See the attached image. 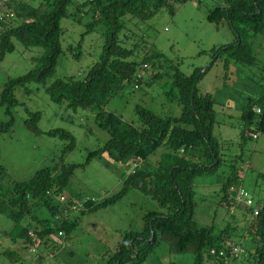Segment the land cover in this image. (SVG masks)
Segmentation results:
<instances>
[{"label": "rangeland", "instance_id": "obj_1", "mask_svg": "<svg viewBox=\"0 0 264 264\" xmlns=\"http://www.w3.org/2000/svg\"><path fill=\"white\" fill-rule=\"evenodd\" d=\"M21 1L32 6L41 2ZM84 1L72 0L67 6V14L60 20L62 52L53 73L43 83L16 85L12 90L14 103L10 105L6 99L2 101L6 84L36 68L44 48L25 46L13 40L14 50L0 59V122L8 121L10 116L13 118L10 130L0 133V163L12 181L28 180L44 167L57 166L59 170L61 165L75 164L68 184L58 195L52 196V202L68 207L75 205V208H67L65 213L70 219L77 220L66 238L49 235L48 241L56 246L50 256L41 244L29 246L19 239L12 241L8 233L14 223L0 214V264H33L39 253L45 254L44 264H105L115 253L125 232L143 230L146 213L164 211L150 195L131 188L115 203L81 213L86 200L97 203L118 193L122 180L133 165L131 160H120L106 151L89 159L90 152L102 150L108 139L107 132L96 123V107L72 108L67 101H52L46 91L55 79H82L99 60L105 26L97 23L91 29L87 28L96 17L90 3L82 5ZM222 5L224 0H187L176 5L173 14L160 8L146 21L124 15L118 39L122 46L132 49L133 54L128 59L140 60L145 53H160L161 57L154 64L146 62L140 69L143 73L141 86L134 88L133 81L125 83L108 99L103 109L120 115L135 126L140 124L135 113L137 105L161 117L179 116L181 105L176 97L169 99L165 94L174 72L173 66L186 76L195 68L203 71L212 62L213 50L234 40L225 21L218 26L207 21L208 13ZM251 41L255 64L229 60L225 67L222 57L207 68L198 83L199 89L211 93L214 99L213 134L221 143L222 160L215 172L197 175L193 179V219L197 228L211 227L213 234L226 233L229 244L241 243L243 251L235 257H225L224 264H257L249 255L257 244L250 240L248 232L253 227L251 214L242 211L245 207L241 202H229L240 188L249 192L252 208L264 200V182L258 177L264 171V132H259L255 139L251 136L245 143L240 141L241 113L247 101L264 94V33ZM29 112H39V133L30 131L24 124L30 117ZM55 129L70 133L73 144L70 146L68 138L47 133ZM164 151V146L157 149L148 162L154 165ZM232 165L238 167L239 177L224 194L222 185L229 177ZM1 184L3 189L10 187L9 182ZM60 196L65 202L59 201ZM70 200L75 203H69ZM33 212L38 218H50L44 209ZM30 248L36 250L32 252ZM193 263L191 253L170 252L167 243L159 240L141 263L129 261L124 264ZM201 264L219 262L204 255Z\"/></svg>", "mask_w": 264, "mask_h": 264}, {"label": "trees", "instance_id": "obj_2", "mask_svg": "<svg viewBox=\"0 0 264 264\" xmlns=\"http://www.w3.org/2000/svg\"><path fill=\"white\" fill-rule=\"evenodd\" d=\"M186 1L85 0L82 5L90 3L96 17L87 28L91 29L97 23L105 26L99 60L88 69L82 79H55L46 88L54 102L67 101L72 108L96 107V123L107 132L108 139L102 150L90 152L89 159L100 151H106L120 160H131L133 164L131 171L122 180V188L118 193L97 203L86 200L81 213L115 203L131 188L150 195L164 209L146 213L142 231L125 232L115 253L105 264H124L129 261L141 263L159 240L167 243L170 252L191 253L194 256L193 264H201L204 255L212 256L219 264H224V258L228 256L226 233L213 234L211 227L197 228L193 219V179L197 175L215 172L222 160L221 143L213 134L214 99L211 93L201 91L198 83L207 68L219 58L223 57L225 67L229 60L246 65L255 64L251 39L264 33V0H224V5L217 6L208 13L207 21L217 26L226 22L234 40L214 49L212 62L203 71L195 68L186 76L179 72L177 66H173L174 72L165 94L169 99L176 97L181 105L179 116L161 117L137 105L135 113L140 124L135 126L123 120L120 115L103 109L108 99L120 91L125 83L133 81L137 87L141 86L143 78L137 79V72L146 62L154 64L161 57L160 53H145L140 60H129L133 54L132 49L122 46L118 39L123 26L121 18L128 14L146 21L160 8L173 14L176 5ZM71 2L72 0H41L37 6H32L21 0L7 1L6 4L15 13V17L2 22L0 59L5 53L14 50L13 40L25 46H41L44 53L38 59L36 68L6 84L2 101L6 99L9 105L14 103L12 90L16 85L43 83L53 73L62 52L60 20L67 14V6ZM262 69L264 70V64ZM257 106L261 109L260 113L253 110ZM7 113L10 116L8 109ZM29 113L30 117L25 119L24 124L30 131L39 133V112ZM241 118V143H245L255 132H264V94L256 100L247 101ZM12 122V116L8 121L0 122V133L8 132ZM47 133L68 138L71 140L70 146L73 144L72 136L67 131L55 129ZM162 146L166 151L159 154L156 163L152 165L148 158ZM75 167V164L61 165L58 170L57 166H48L37 170L28 180L12 181L0 163V214L14 223L8 233L12 241L19 239L29 246L41 244L47 249V255L53 254L56 246L48 241L49 235L62 231V238H66L77 223V220L70 219L67 215L55 222L54 216L64 213L68 206L52 202V196L58 195L68 184ZM231 167L229 177L222 185L224 194L239 177L238 167ZM258 177L264 182V171ZM8 182L10 187L3 189L1 183ZM70 201L69 203H75L74 200ZM229 202L238 203L236 198ZM259 205L256 217L251 216L253 227L248 229L250 240L257 243L249 255L254 257L257 264H264V200ZM40 208L47 211L50 218H38L34 215L33 211ZM242 211L252 215L250 208ZM210 249H215L216 252L222 250L224 255L210 254ZM30 250L33 252L36 249ZM14 255L15 252L12 253ZM44 257L45 254H36V263L33 264H42Z\"/></svg>", "mask_w": 264, "mask_h": 264}, {"label": "built area", "instance_id": "obj_3", "mask_svg": "<svg viewBox=\"0 0 264 264\" xmlns=\"http://www.w3.org/2000/svg\"><path fill=\"white\" fill-rule=\"evenodd\" d=\"M8 0H0V31L2 29V22L3 21H9L11 20L12 18L15 17V13L8 7V5L6 4ZM144 66V64L142 65V67ZM143 77V73L138 71L137 74H136V78L137 79H142ZM135 87H137V84L135 82ZM253 110H255L256 113H260L261 112V109L260 107H253ZM259 134V132H255L252 137L255 139L257 138V135ZM236 201L238 203H242L244 205L245 208H250L252 210V218L256 217V215L258 214V209H259V206H256L254 208L251 207V205L253 204L252 202V199H251V196L249 194V192L247 190H245L244 188H240L238 190V193L236 195ZM59 201H62L65 202V199L63 196H60L59 197ZM71 205V204H70ZM70 208H75V205H71L69 206ZM68 207V208H69ZM64 216H66V213H62V214H56L54 216V221L55 222H58L60 221V219H62ZM32 234V233H30ZM59 236H63V232L62 231H58L57 233ZM243 251V248L241 247V243H237V244H229V250H228V256H231V257H235L237 256L239 253H241ZM209 253L210 254H217L218 256H223L224 255V252L221 250V251H215V249H210L209 250Z\"/></svg>", "mask_w": 264, "mask_h": 264}, {"label": "crops", "instance_id": "obj_4", "mask_svg": "<svg viewBox=\"0 0 264 264\" xmlns=\"http://www.w3.org/2000/svg\"><path fill=\"white\" fill-rule=\"evenodd\" d=\"M239 175V174H238Z\"/></svg>", "mask_w": 264, "mask_h": 264}]
</instances>
